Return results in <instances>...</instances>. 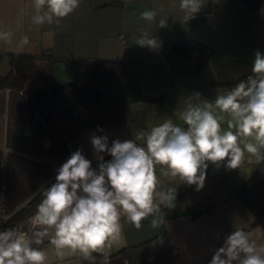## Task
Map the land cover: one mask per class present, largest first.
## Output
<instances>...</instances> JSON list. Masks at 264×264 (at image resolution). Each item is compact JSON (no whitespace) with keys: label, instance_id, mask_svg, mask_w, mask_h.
Wrapping results in <instances>:
<instances>
[{"label":"crops","instance_id":"obj_1","mask_svg":"<svg viewBox=\"0 0 264 264\" xmlns=\"http://www.w3.org/2000/svg\"><path fill=\"white\" fill-rule=\"evenodd\" d=\"M178 2L175 0L174 5L173 0H81L80 7L58 26L37 27L30 18L31 0H0V30L15 33L12 44L0 43V74L9 69L10 54L39 55L47 49L54 57L51 69L58 82L66 81L57 79L56 68L63 67L68 78L74 74L72 59L125 60L128 66L120 86L125 123L110 130L113 140H134L140 130L150 129L165 118L182 124L178 114L187 102L214 99L217 93L225 92L251 74L255 51L264 53V2L250 9L240 0H204L201 10L188 21ZM161 6L164 12L160 15L168 18L166 27L140 19L141 12ZM142 31L157 38L158 48L136 44ZM23 35L29 36L30 43L18 51L16 43ZM186 41L201 42L214 50L200 70L171 46ZM197 92L201 97L193 95ZM7 96L8 90H0L2 136ZM138 143L143 145L144 141ZM257 170L264 174V163H245L237 170L209 164L202 189L179 181L172 183L170 186H177L176 206L163 210L166 223L153 229L149 217L142 221L139 230L124 223L121 239L106 249L107 253L138 245L151 237H164L177 248L173 264H209L215 250L236 228L252 232L258 243H264V219L254 223L252 212L234 194ZM40 247L47 251V264L87 262L79 254L68 252L62 260L57 258L48 241Z\"/></svg>","mask_w":264,"mask_h":264},{"label":"clouds","instance_id":"obj_2","mask_svg":"<svg viewBox=\"0 0 264 264\" xmlns=\"http://www.w3.org/2000/svg\"><path fill=\"white\" fill-rule=\"evenodd\" d=\"M204 3L179 0L178 8L188 21ZM80 4L81 0H31V22L37 27L58 26ZM163 12V6L145 10L140 19L164 28L168 18L160 15ZM14 36L11 30H0V43L12 44ZM29 43V36L23 35L16 49ZM136 44L159 46L157 38L145 31ZM193 95L201 97L198 92ZM178 115L182 124L165 118L140 130L134 140L117 139L109 145L107 135L93 134L92 148L101 154L97 166L79 149L70 154L56 170L55 182L44 188L28 227L0 231V264H47V251L40 247L45 241L61 260L68 252L95 264V253L103 264H110L106 249L119 242L124 223L137 230L149 217L153 229L166 223L163 210L176 206L177 186L172 183L199 190L209 164L237 170L245 163H264V53L255 51L246 79L214 99L187 102ZM103 154L111 159L105 160ZM209 264H264V243H258L252 232L236 228Z\"/></svg>","mask_w":264,"mask_h":264},{"label":"trees","instance_id":"obj_3","mask_svg":"<svg viewBox=\"0 0 264 264\" xmlns=\"http://www.w3.org/2000/svg\"><path fill=\"white\" fill-rule=\"evenodd\" d=\"M240 1L250 9L264 2ZM171 46L198 70L214 53L201 42H174ZM53 59L45 52L13 53L9 69L0 74V90H8L3 136L0 132V222L7 214V223L28 216L73 151L81 150L95 168L101 154L94 152L90 137L107 135L111 145L110 130L125 123L120 86L127 61L72 59L74 78L58 82L51 69ZM103 155L105 160L111 159ZM234 194L252 212L254 223L264 219V174L255 171ZM108 255L110 264H173L177 248L164 237H151ZM96 257L95 264H103L102 256Z\"/></svg>","mask_w":264,"mask_h":264},{"label":"built area","instance_id":"obj_4","mask_svg":"<svg viewBox=\"0 0 264 264\" xmlns=\"http://www.w3.org/2000/svg\"><path fill=\"white\" fill-rule=\"evenodd\" d=\"M44 52L47 54H51V50H49V49L45 50ZM246 78L247 77H245L244 79H246ZM37 204H36V206H37ZM35 210H36V207L34 208L33 211L30 212V214L28 216H26L25 218H23L21 220L13 222V223H7L6 222V216H4V219L0 222V231L6 230L8 228L26 229L28 227V225H27L28 218L34 214Z\"/></svg>","mask_w":264,"mask_h":264},{"label":"rangeland","instance_id":"obj_5","mask_svg":"<svg viewBox=\"0 0 264 264\" xmlns=\"http://www.w3.org/2000/svg\"><path fill=\"white\" fill-rule=\"evenodd\" d=\"M54 69H55V67H54ZM53 69V70H54ZM57 71H58V76H59V78H57L59 81H68V80H70V79H73V76H74V74L71 76V78H70V76H69V78L66 76V74L64 73L65 72V70H64V68L63 67H61V68H56V71H55V73H57ZM54 73V74H55ZM73 73V72H72ZM61 79V80H60ZM62 79H66V80H62ZM4 151H7V149L6 148H4ZM6 216V215H5Z\"/></svg>","mask_w":264,"mask_h":264}]
</instances>
